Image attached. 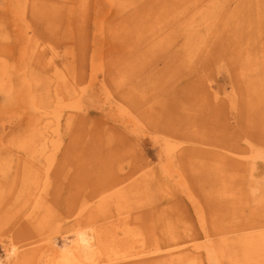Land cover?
<instances>
[{
  "label": "rangeland",
  "instance_id": "obj_1",
  "mask_svg": "<svg viewBox=\"0 0 264 264\" xmlns=\"http://www.w3.org/2000/svg\"><path fill=\"white\" fill-rule=\"evenodd\" d=\"M22 1L0 0V67L10 72L9 79L0 76L1 172L7 173L10 153L23 150L16 138L27 133L37 140L45 122L37 137L33 124L49 117L55 126L56 116H62L60 145L49 155L59 164L72 143L70 156L74 153L76 161L69 159L58 171L41 202L45 210L56 216L78 203H88L87 209L99 206L105 191L98 189L97 177L102 183L104 171L110 172L112 165L122 168L125 183H142L141 199L129 205L124 217L144 223L142 231L149 239L167 235L165 239L180 240L185 248L212 244V254L221 258V264H233L243 245L230 247L231 252L222 256L221 231L242 225L252 227L251 232L264 231V202L255 206L246 193L240 207L218 196L222 187L215 186L217 176L223 173L227 180L238 171L214 170L202 154L233 145L249 149L251 155L252 150L264 153V2L262 12L250 16L253 23H263L262 30L252 33L242 21L249 17L248 6L257 7L252 0H161L166 3L163 9L170 7L175 18L178 12L202 4L199 11H204L209 24L203 26L205 21L198 18L200 26L191 34L183 27L143 30L147 20H158V0H123L111 7L108 0ZM41 1L44 5L38 4ZM70 8H83L86 14L76 18L68 15ZM242 40L250 44H241ZM201 90H206L202 109ZM176 107L182 114L173 112ZM123 108L130 114L119 111ZM70 114L75 117L67 125L64 120ZM173 116L183 125H169ZM159 117L166 130L154 134L150 123ZM165 143L178 153L184 148L195 151H187L186 159H181L183 154L178 158L182 161L172 164L175 159L168 160ZM102 145L108 168L101 159ZM96 150L100 152L95 154ZM256 162L253 171L244 172L245 178L259 181L264 190V162ZM6 177L2 173V184L15 188L6 198V208L32 211V203L24 207L25 195L31 194V167H22L13 180ZM113 210L112 220H118ZM204 235H209L208 241ZM22 239V233L10 226L0 227V264H15L8 260L5 247ZM57 243L63 245L61 239ZM201 260L210 264L207 256Z\"/></svg>",
  "mask_w": 264,
  "mask_h": 264
},
{
  "label": "bare ground",
  "instance_id": "obj_2",
  "mask_svg": "<svg viewBox=\"0 0 264 264\" xmlns=\"http://www.w3.org/2000/svg\"><path fill=\"white\" fill-rule=\"evenodd\" d=\"M19 1L22 4L25 3V1L22 0ZM117 1L119 4V2L123 0H108V3L111 7L116 5ZM204 1L206 0H202L200 3ZM140 2L142 1L137 3L141 5ZM252 2L254 3L253 5L257 7L251 8L248 6L246 8V13L249 17L243 18L242 21L244 22L243 25L246 26L244 28H248L254 33L256 30H262L263 23L261 22L260 25L259 23H253L251 18H253V12L256 15L262 12L261 3H263L264 0H252ZM13 3L17 4V0H14ZM162 3L163 1L158 0V20H147L146 23H144L145 26L143 30L152 32L154 30H172L183 27L182 30L186 29L192 34L195 32V29L200 26V24L197 23L198 18H202L205 21L203 26L208 23V20L204 19V11H199L202 5L200 3L189 10L185 9L178 12L175 14L176 18L172 17L173 11L170 10V7L163 9L166 3ZM38 4L44 5V2L41 1V3ZM138 8L144 12L143 9L145 6L141 5ZM201 8L203 10L204 7L201 6ZM84 10L83 8L78 10L70 8V13H68V11L67 13L76 18H83L86 14ZM185 11L187 12L184 13ZM167 25L173 27L167 28ZM199 31L200 29L196 32ZM191 36L188 38L195 40V37ZM241 44L250 43L242 40ZM0 68L1 71H4V73H0V76L3 74V76L9 79L10 72L7 71L8 68ZM205 91H199L198 97L201 101L200 109L206 104ZM36 101L37 100H34V102ZM36 106L39 107L40 103L38 102ZM139 106L140 105L137 104L136 107ZM119 111L125 115L130 114H128L125 108H123V111ZM173 112L182 114V110L177 107ZM61 117L62 116H60L59 119L58 116H56L54 119L56 122L55 126L50 124L51 119L49 117L42 119L39 124H33V131L36 129L37 137L39 126H42L45 122L43 126L45 129L41 131L40 136H38L39 139L37 140H31V136L27 133L23 134V138L21 136L16 138L18 142L15 144L23 150L16 151L15 154H12V152L10 153L7 173L5 171L1 172L0 170V227L4 229L5 226H10L11 230H14L16 233H22L23 235V239L20 243L11 242L8 244L9 247H5L8 260L13 259L15 264H203L201 260L202 256L204 259L207 256L210 264H221V258H215L212 254V244L210 246H206V244H194L189 248H185L187 244L173 238L165 239L167 235H162V238L157 237L155 239H149L142 231L144 226L146 229L144 223L139 222V219L134 217L132 218H134L135 221L129 216L124 217V214L128 212L129 205L133 201L141 199L140 193L143 188L142 183H140V186L125 183V179L121 178L122 168L119 171L114 169V166L111 165L112 170H110V172L109 170L104 171L102 183L100 177H97L98 189L105 191V196L101 197L99 206L93 205L92 208L87 209L88 203H78L75 204L76 206L70 211L65 212V214L56 216L51 214V211L45 210L44 203L42 204L41 202L49 193L51 184L54 183V178L56 175H59L58 171L67 167L69 159L76 161L74 153L73 156H70L72 143L69 144L62 153V159L59 164H55L51 159V155H49L50 152L54 153L60 145L64 124ZM74 117L75 115L70 114L64 120L65 124L70 125ZM131 118L132 122L136 123L135 116ZM217 118L218 121L221 119L219 116H217ZM146 119L149 121V117ZM177 119L176 116H173L171 118L172 122L168 124L172 125V127H178L179 124L182 126V120L178 122ZM159 121L164 122L162 117H159L153 118L150 123L154 126V134L162 133L166 130V127L160 126ZM53 127H55V129H53ZM32 137L34 138L35 135L33 134ZM167 141L171 142L170 140ZM165 145L167 147L166 153L168 160L171 156L175 159L172 164H176L177 161H182L178 160V158L183 154V158L181 159H186L190 155H186L187 151H195L191 148H184L183 153H178L176 152L177 149L175 146L166 143ZM102 148V151H99L101 159L105 167L108 168L103 156V152L105 151L104 145H102ZM216 149L218 151H203L205 154H202V158H207L209 160L210 164H208V166L214 170L221 168V173L222 171H238L237 174L235 172L234 174H230L229 179L227 178L230 182L226 180V176H224L223 173L222 176H217L219 183H216L215 186L222 187L218 190V196L221 195L225 197L228 202H234L242 207L247 198L246 193H248V196L253 200L255 206L261 205L264 202L262 184L251 178L248 180V178H245L246 174H244V172L253 171L252 169L255 168V164L257 165V159L264 162L263 151L256 154L255 151L252 150L251 155L249 149L245 147L241 148L236 145L219 146ZM19 152L24 153L20 155ZM99 152L96 150L94 153L98 154ZM110 154L112 153L110 152ZM113 157L112 155L111 158ZM190 158L195 157L191 155ZM16 160L17 162H15ZM27 165L31 167L32 171L30 182L31 194L25 195L24 207L27 208L28 203H32L34 209L29 212H25L24 208L9 210L5 206V201L6 198L12 196V190L15 188L11 190L7 185L2 184V173L7 174L6 179L12 178L13 180L14 176L18 177V172L21 168L27 167ZM81 165L85 166V163ZM93 168L92 165V169ZM87 175L89 176L91 174L87 173ZM252 177L254 178V175H252ZM263 180L264 178L262 181ZM18 184L19 183L16 185L18 186ZM18 193L23 192L18 191ZM108 193H110V195ZM22 197L23 194L16 196V202H20ZM98 197L100 196L98 195ZM6 204H8V202H6ZM36 204L39 205L38 210L35 208ZM262 207H264V205ZM113 209L118 213V220H112L114 213ZM98 216H100L98 218L100 221L97 223L101 224L95 223V219ZM17 227L23 231H19L16 229ZM251 229L252 227L248 225H242V227L239 226L236 229H225L221 231L222 236L225 238L223 239L224 241H222V245L219 247L221 255L225 256L227 251L231 252L230 247L234 248L243 245L239 254L234 255L236 259L233 258L234 260H231V262H234L233 264H238L239 261L243 264H264V231L251 232ZM24 233L26 237H24ZM203 238L208 241L210 237L209 235H204ZM60 239L63 245L59 247L57 241ZM159 239H162V242H159ZM18 244H20V246H18ZM205 248H207L206 253L200 252Z\"/></svg>",
  "mask_w": 264,
  "mask_h": 264
}]
</instances>
